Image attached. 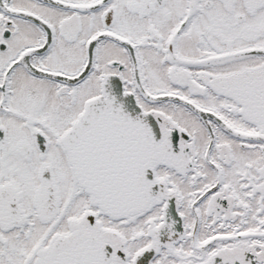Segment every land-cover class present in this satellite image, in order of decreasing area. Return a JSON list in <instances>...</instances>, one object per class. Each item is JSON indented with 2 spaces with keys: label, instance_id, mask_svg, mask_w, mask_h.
I'll use <instances>...</instances> for the list:
<instances>
[{
  "label": "snow or ice",
  "instance_id": "snow-or-ice-1",
  "mask_svg": "<svg viewBox=\"0 0 264 264\" xmlns=\"http://www.w3.org/2000/svg\"><path fill=\"white\" fill-rule=\"evenodd\" d=\"M0 264H264V0H0Z\"/></svg>",
  "mask_w": 264,
  "mask_h": 264
}]
</instances>
